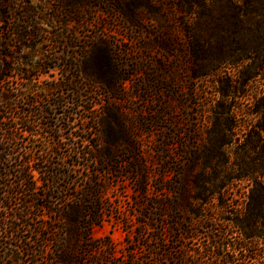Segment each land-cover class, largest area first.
<instances>
[{
  "label": "rangeland",
  "instance_id": "374dc122",
  "mask_svg": "<svg viewBox=\"0 0 264 264\" xmlns=\"http://www.w3.org/2000/svg\"><path fill=\"white\" fill-rule=\"evenodd\" d=\"M243 3L0 0V122L19 121V139L1 145L12 162L0 169V264H195L218 236L232 256L252 234L247 264H264V222L250 216L264 212L250 199L264 169L242 148L256 130L252 148L264 150V76L249 77L255 68L226 47L241 22L264 20L263 0ZM19 166L37 195L6 194ZM63 201L99 206L91 239L63 229Z\"/></svg>",
  "mask_w": 264,
  "mask_h": 264
},
{
  "label": "trees",
  "instance_id": "16d2710c",
  "mask_svg": "<svg viewBox=\"0 0 264 264\" xmlns=\"http://www.w3.org/2000/svg\"><path fill=\"white\" fill-rule=\"evenodd\" d=\"M254 0H244V6L251 5ZM230 9L234 10L237 8L236 0H230ZM233 6V7H232ZM241 11L239 10V14ZM261 16L264 19V0H263V7L260 11ZM232 16H236L235 11L232 12ZM133 25H136L133 23ZM239 25V24H238ZM241 37L235 38V37H227L226 47L229 49V52L232 54L228 57V60L237 58L240 60V62L245 63L248 62V64L245 65L246 72L248 71L250 73L252 67L255 69L253 70L252 74H249V77H255L262 73L264 76V20L258 23L254 24H248V22H241ZM238 27V28H239ZM238 28L235 30L237 31ZM228 32L230 30L228 29ZM1 80V78H0ZM1 103L6 106L8 110H10V113L12 114L14 111V100L12 96H7L5 94L2 95ZM261 109V108H260ZM258 111H261V110ZM14 121V125L8 126L6 128H3L2 122H0V169H4L5 171H9V163L12 162V159L8 157L6 154V149L1 147V145L6 144L7 146H10L11 144L16 143V141L19 139V136L16 131V124L19 123V121H15L14 117H11ZM3 119V118H2ZM1 120V118H0ZM257 131H250L247 132V137L242 145V148L245 151V154L249 157V159H252L253 164L260 163L261 168L264 169V164L262 163L264 159V150L259 151L256 148H252V146L255 144L253 141L254 135H257ZM89 155V154H88ZM246 167L245 171L246 174L249 173V170ZM33 169H30L29 173L33 172ZM191 169H184L181 173V180L177 182V188L174 190L176 194L175 198V223L177 225L181 226L180 228L176 229V235L179 239H187L185 235V229L183 228V222L188 221L185 217L187 206L189 205V183L187 180V177L190 176ZM255 173V172H253ZM17 174L20 177V180L14 184H11L9 186L8 190H6V194L9 196H17L19 194H25L26 196L30 195H37L38 192L37 188V179H35V182L32 186L30 183L28 184V179H33L28 174V170L26 171L24 166H19L17 170ZM53 174H56L53 172ZM7 177L8 173H1V176ZM254 174H251V177L254 179L253 188H251V194L250 199L258 202V205L260 209L262 210L264 206V182L257 177H253ZM0 185H3V183L0 181ZM61 192V191H60ZM12 198V197H11ZM63 200V199H62ZM31 200H26L25 209H28L25 215L28 217L29 208L31 207ZM65 201L60 203L61 210L59 211L61 217L60 221L63 223V229H67L68 225L74 226V227H82V231L85 232V238L91 239L92 232L94 229V225H96L97 222H95V219H98L101 217L100 208L99 206L95 205L94 203H91L88 210H82L79 206H69L66 207ZM12 211L14 212L13 218L15 220H22V218L25 216H19L17 210H14L12 208ZM87 212V214H85ZM251 219L255 220L256 222L263 221L264 222V212L259 211L256 212L254 209L251 210L250 213ZM8 221V220H6ZM183 225V226H182ZM256 237L255 234H252L250 238L242 240V242H238L236 246L234 247V255L228 256L226 254V249L228 244L221 242V239H223L222 236H218L214 240L211 241V244L209 246L208 251H201L196 252V258L198 261L195 262V264H247L251 260H253L252 257H248L247 251H249L250 242L253 241V239ZM263 237V236H262ZM68 241V237L62 238V240ZM70 241V240H69ZM226 244V245H225ZM240 247V249H238ZM218 250V251H217ZM244 257L242 258L243 254ZM246 253V254H245ZM242 255V256H241ZM183 256L182 258L178 257L176 259V264L183 263Z\"/></svg>",
  "mask_w": 264,
  "mask_h": 264
}]
</instances>
